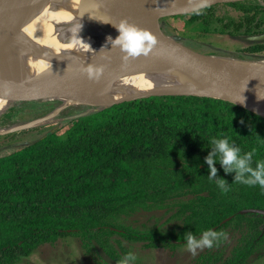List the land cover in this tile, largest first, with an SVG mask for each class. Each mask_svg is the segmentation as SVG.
Masks as SVG:
<instances>
[{"label": "trees", "instance_id": "16d2710c", "mask_svg": "<svg viewBox=\"0 0 264 264\" xmlns=\"http://www.w3.org/2000/svg\"><path fill=\"white\" fill-rule=\"evenodd\" d=\"M226 5L252 24L248 9ZM195 7L188 11L190 22L206 23L221 13L208 5L196 14ZM261 7L257 3L252 9ZM241 44L233 53L212 50L240 60H257L264 51V42ZM58 105L22 110L38 111L31 121ZM87 109L81 106L73 115ZM65 126L62 135L47 129L8 154L2 152L15 148L7 144L13 133L0 136V264H16L67 236L79 239L99 264L105 263L93 242L121 264L131 246L173 254L187 243L188 234L200 239L210 229L224 235L196 264H248L260 257L256 253L264 245V217L239 212L264 210V190L236 181L238 170L222 163L223 154L213 141L226 139L230 148L239 149L240 158L255 149L248 166L256 169L264 161L263 117L217 99L151 96L89 112ZM151 208L178 218L175 229L161 234L115 224Z\"/></svg>", "mask_w": 264, "mask_h": 264}, {"label": "water", "instance_id": "95a60500", "mask_svg": "<svg viewBox=\"0 0 264 264\" xmlns=\"http://www.w3.org/2000/svg\"><path fill=\"white\" fill-rule=\"evenodd\" d=\"M237 1L241 0H209L208 5L215 6ZM199 2L200 0H180L177 4H158L146 11L118 14L109 13L95 0H0V17L9 20L15 18L35 19L48 11L51 13L65 12L68 14L69 19L59 26L80 39H90L92 42L90 49L93 55L105 65L109 75L118 81L123 78L142 77L150 85L147 92L141 94L114 99L100 94L89 100H79L75 103L62 97L51 99L46 92L38 91L24 95L21 101V98L17 100L10 99L5 109L12 104L23 102L28 98L31 99L33 95L41 96L43 102H58L60 105L43 117L1 129L0 136L42 125L66 106H84L88 109L81 114L68 117L65 123L72 118L92 111L151 96H195L217 99L264 118V75L211 69L194 64H181L177 58H219L234 63H246L255 60L206 55L179 48H171V51L164 49L165 47H171L182 38L163 36V22H161V19L189 15L190 7L196 6ZM120 20H126L142 30H147L155 37L156 43L146 56L140 55L124 60L125 53L118 46H113L112 41L119 34L114 24L119 23ZM244 40L260 43L264 42V35L250 39L245 38ZM257 60L263 59L259 58ZM45 77L46 75L31 69L13 71L8 76L0 78V87L2 84L13 86L14 81L19 78L43 80ZM51 132H54V130H51ZM249 213L264 217V210L261 209H247L239 212L241 215ZM93 246L105 264H117L97 243L93 242Z\"/></svg>", "mask_w": 264, "mask_h": 264}, {"label": "rangeland", "instance_id": "374dc122", "mask_svg": "<svg viewBox=\"0 0 264 264\" xmlns=\"http://www.w3.org/2000/svg\"><path fill=\"white\" fill-rule=\"evenodd\" d=\"M152 1L153 0L139 1L127 4L122 8H117L114 12L118 14L124 12H141L158 4H177V2L165 3L161 0ZM234 3L249 10L250 19L253 20L251 25L246 23L243 19L244 14L241 17V11H237L236 8L226 4L215 5L216 9L220 10L221 13L206 23L190 22L188 15L163 18L164 20L161 19V22H163L162 35L165 37L174 36L182 38L179 42L171 45V47H165L164 49L171 51V48H179L181 50L185 49L189 52L193 51L206 55H214L215 52H213L212 49L233 53L243 48L241 44L243 40H239L238 38L247 37L250 39L264 35V13L252 9L253 6H256L258 1L241 0ZM197 42L209 46L210 50L203 47V45H198ZM260 55L264 56V53ZM1 76L2 75H0V78ZM28 99L14 105L12 104L4 110L0 115V130L28 122L39 110L46 109L49 104L54 103L40 101L42 98L39 95H33L31 99ZM25 107L32 109L38 107V111L26 113L22 110ZM80 107L81 106L63 107L59 112L57 111V115L50 117L49 121L44 124L14 132L12 140L7 144H16L14 146L15 148L4 150L2 154L11 153L15 149H19L25 144L33 142L39 134L41 135L42 131L47 129L54 130V132L62 135L66 129V119L74 116V112ZM178 223V218H171L170 214H166L158 208L138 211L133 216L118 218L115 221V224L119 226H129L141 231H156L161 234L175 229ZM115 238L118 237L116 236ZM129 248L130 252L134 254L137 259L135 261H128V264H196L198 256L212 249V247L197 249L196 254L193 255L187 250V243L179 245L173 254H170L162 248L149 250H143L139 246H131ZM256 254H259L260 257H252L248 264H264V245L260 247ZM16 264H99V262L95 258V255H93V252H90L89 255L86 254L79 239L73 236H67L54 245L38 248L30 256L23 258Z\"/></svg>", "mask_w": 264, "mask_h": 264}, {"label": "bare ground", "instance_id": "6f19581e", "mask_svg": "<svg viewBox=\"0 0 264 264\" xmlns=\"http://www.w3.org/2000/svg\"><path fill=\"white\" fill-rule=\"evenodd\" d=\"M109 13L127 4L149 0H95ZM157 1V0H156ZM165 3L180 0H161ZM65 12L42 14L38 18L0 17V75L31 69L46 77L43 80L19 78L14 85L0 87V115L10 99H20L33 92H46L49 98H66L72 103L102 94L114 99L147 92L149 83L142 77L119 81L109 75L105 65L90 49V39H80L59 25L69 18ZM79 39L82 43L77 44ZM88 45V47L86 45ZM181 64L201 65L211 69L264 75V59L234 63L219 58L178 57ZM89 65L103 66L98 80H90L80 69ZM7 88L5 94L4 88ZM41 101V100H40ZM16 106V105H15ZM7 109V108H6Z\"/></svg>", "mask_w": 264, "mask_h": 264}, {"label": "clouds", "instance_id": "9594fccd", "mask_svg": "<svg viewBox=\"0 0 264 264\" xmlns=\"http://www.w3.org/2000/svg\"><path fill=\"white\" fill-rule=\"evenodd\" d=\"M209 0H200L193 11L196 14H202L203 9L208 6ZM118 30V36L112 41L113 46H118L122 52L125 53L123 57L124 60L128 58H134L140 55H147L150 50L154 47L156 40L155 37L147 30H142L137 26L128 23L126 20H120L119 23L114 24ZM77 44L82 43L79 39L75 41ZM86 45V44H84ZM88 47V45H86ZM86 74L87 78L90 80H98L103 72V66H92L89 65L85 68L80 69ZM5 94L7 93V88H4ZM216 144L219 152L223 154L222 163L226 165H232L238 170L236 181L246 184L248 186L258 185L262 190H264V161H260L257 164L256 169H252L248 166V161L251 155L256 152L255 149L247 153L243 158L238 156L239 149L230 148L227 140L213 141ZM207 163L210 167L211 174H215V168L211 167L213 160L211 157L207 158ZM227 171V169H226ZM248 172L251 175L245 178L243 173ZM220 187L224 192L228 191V188L224 187V181H220ZM224 234L218 233L214 230H205L202 232L200 239H194L191 234H188L187 239V250L193 255L196 254L197 249L204 247L211 248ZM137 258L134 254L128 253L125 255L124 260L121 264H127L128 261H135Z\"/></svg>", "mask_w": 264, "mask_h": 264}, {"label": "flooded vegetation", "instance_id": "af4514ba", "mask_svg": "<svg viewBox=\"0 0 264 264\" xmlns=\"http://www.w3.org/2000/svg\"><path fill=\"white\" fill-rule=\"evenodd\" d=\"M153 1H154V0H153ZM155 1H156V0H155ZM157 1H158V0H157ZM258 3L262 5L261 10H262V12L264 13V2H262V3L258 2ZM238 39L241 40L242 38H238ZM242 40H244V39H242ZM262 53H264V51L261 52L260 54H262ZM259 58L263 59L264 56H261V55H260Z\"/></svg>", "mask_w": 264, "mask_h": 264}]
</instances>
